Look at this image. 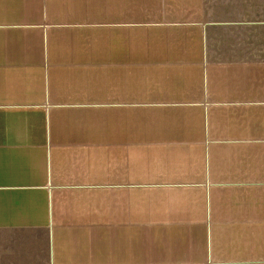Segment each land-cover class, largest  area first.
<instances>
[{"label":"crops","instance_id":"crops-1","mask_svg":"<svg viewBox=\"0 0 264 264\" xmlns=\"http://www.w3.org/2000/svg\"><path fill=\"white\" fill-rule=\"evenodd\" d=\"M0 0V264H264V0Z\"/></svg>","mask_w":264,"mask_h":264},{"label":"rangeland","instance_id":"rangeland-1","mask_svg":"<svg viewBox=\"0 0 264 264\" xmlns=\"http://www.w3.org/2000/svg\"><path fill=\"white\" fill-rule=\"evenodd\" d=\"M209 3L212 4L214 8H216L218 11L224 10L225 2L224 0H207Z\"/></svg>","mask_w":264,"mask_h":264},{"label":"built area","instance_id":"built-area-1","mask_svg":"<svg viewBox=\"0 0 264 264\" xmlns=\"http://www.w3.org/2000/svg\"><path fill=\"white\" fill-rule=\"evenodd\" d=\"M202 264H209V263H202Z\"/></svg>","mask_w":264,"mask_h":264}]
</instances>
